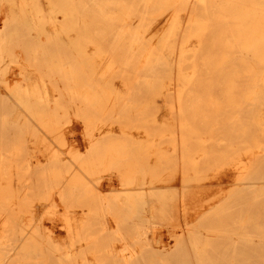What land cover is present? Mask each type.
I'll use <instances>...</instances> for the list:
<instances>
[{
  "label": "bare ground",
  "instance_id": "6f19581e",
  "mask_svg": "<svg viewBox=\"0 0 264 264\" xmlns=\"http://www.w3.org/2000/svg\"><path fill=\"white\" fill-rule=\"evenodd\" d=\"M165 13V36L148 38L143 22ZM0 24V264H156L149 224L172 209L160 185L171 162L197 166V128L264 134V0H0ZM181 69L179 121L159 123L144 96L171 94L160 72ZM236 169L256 177L254 164ZM244 211L231 222L253 223ZM194 245L158 264H212Z\"/></svg>",
  "mask_w": 264,
  "mask_h": 264
},
{
  "label": "rangeland",
  "instance_id": "374dc122",
  "mask_svg": "<svg viewBox=\"0 0 264 264\" xmlns=\"http://www.w3.org/2000/svg\"><path fill=\"white\" fill-rule=\"evenodd\" d=\"M182 15L184 20L188 19V15L185 13H182ZM169 16L168 13H165L145 20L143 25L147 28L145 32L147 37L158 40L162 39L170 24L167 21ZM87 19L89 25L87 31H90L93 23L89 18ZM139 22V19H134L133 21L135 25L139 24ZM186 24L187 20L184 23L185 27ZM187 30H178L177 34L181 37L185 36L188 33ZM191 39L192 45H198L199 48L198 38L194 37ZM193 56V52L187 54V57L193 58ZM183 61L182 63L184 64ZM198 68L197 65L196 68L193 67L189 71L198 70ZM186 72L181 69V73L174 71L171 76L170 72L165 73V71H161V76L169 75V78L171 77V79L161 77L167 83L165 88L168 87L171 90V94L167 95L163 88L161 93L158 90L157 94H146L144 96L147 98L148 113L151 116L155 115L159 123L168 122L174 124L179 121L178 92L183 88L182 80H184L183 76H185ZM199 76L201 78L200 73ZM192 81L203 82L204 80L198 79ZM160 82L161 80L155 81L154 87L156 90L160 87ZM213 87L216 88V85ZM174 108L177 112H175ZM225 113H228L227 109L219 112L221 116H224ZM175 114H178L176 120L173 119V115ZM194 119H196L194 116L187 118L191 126V122ZM81 125L79 119L73 118V128L80 130L79 126ZM159 128L162 129L161 127ZM250 132L247 133L249 135L240 138L241 140L235 141L234 137H232L233 139L230 143L226 139V134H230L229 130H226L221 125L216 124L211 125L209 128H197V132L195 131V135L193 134L191 138V143L194 145L192 147L196 148L198 142L201 143V147H205V151H200V149L196 151V156L198 157L196 159L197 166L194 169H189L188 165L187 170L185 165L178 164L177 171H170L174 169L172 168L173 162H171L172 165L168 169L170 172L167 171L164 177L166 184L160 186L167 187V204L172 209L165 215H160L159 212H156L153 222L149 224L153 230L155 229V233L157 234V236L153 235L150 237L152 246L156 251V264L160 261L157 258L159 255L168 257L169 259H172L174 255L181 258L182 254L179 253L183 247L188 248L193 253L192 247L195 246V243H197L198 247H204L207 250L204 258L208 259L206 261L212 264H264V188L262 184H259L260 182H264V134L259 131H254L252 134ZM80 135L79 142L82 144L86 142L87 135L83 132H80ZM137 135L144 140L145 134L142 130L137 132ZM221 136H224L222 137L224 141L222 143H215L216 139ZM217 144H221V147H215ZM231 145H233V149L227 150V147ZM162 146L168 154H172L173 147L169 141L162 144ZM234 151L236 152L234 153ZM205 154L208 156V159L202 163ZM251 154L260 156L258 159L255 158L250 161L254 157ZM237 161L243 164L248 163V165L254 164L256 167L255 173L259 174L254 173L256 177L254 176L255 178L253 179H241L238 181L237 175L239 171L236 169ZM183 177L186 181L183 180ZM237 182H240L241 185H236ZM246 182L249 184H245ZM200 201L203 203L210 201V205H205L204 207L196 206ZM238 202H245L247 206L239 205ZM208 207L209 210L211 208L213 210L211 212L209 210V212L206 211ZM242 211L255 219L253 223L241 226L231 222L230 217ZM199 217H201L200 221L197 220ZM138 227L143 228L147 226L141 220H138ZM193 230L199 231V236L194 241L188 237V233ZM165 233L168 235L166 236ZM173 234H177L181 238L176 240L170 238L169 235ZM162 253L165 254L161 255ZM172 262L174 263V261Z\"/></svg>",
  "mask_w": 264,
  "mask_h": 264
}]
</instances>
